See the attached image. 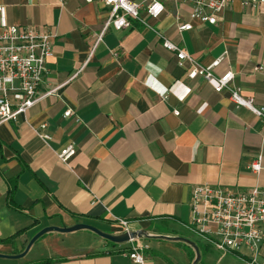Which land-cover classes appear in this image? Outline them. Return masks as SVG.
<instances>
[{
    "label": "crops",
    "instance_id": "crops-1",
    "mask_svg": "<svg viewBox=\"0 0 264 264\" xmlns=\"http://www.w3.org/2000/svg\"><path fill=\"white\" fill-rule=\"evenodd\" d=\"M159 1V18L141 10L145 24L111 28L91 55L109 17L100 0H0V33L22 26L54 36L41 91L59 88L17 122L0 125V254H22L46 227L87 224L123 235L125 221L143 234L147 264H192L194 249L183 240L196 244L189 229L194 189L264 190L262 122L216 93L214 83L188 79L190 65H180L158 36L205 67L223 58L214 73L231 70L242 95L264 107V4L233 0L213 26L192 19L187 4ZM184 24L192 29L179 32ZM44 124L49 142L36 133ZM69 147L76 154L62 162ZM260 154L263 170L255 176L250 165ZM64 236L45 235L25 257L0 264H132L134 243L94 236L74 246ZM204 247L199 264H211Z\"/></svg>",
    "mask_w": 264,
    "mask_h": 264
},
{
    "label": "built area",
    "instance_id": "built-area-1",
    "mask_svg": "<svg viewBox=\"0 0 264 264\" xmlns=\"http://www.w3.org/2000/svg\"><path fill=\"white\" fill-rule=\"evenodd\" d=\"M91 3L93 0H84ZM109 9V17L92 47L102 41L104 35L114 30L129 29L132 21L145 22L141 10L151 17L159 18L165 7L159 0H146L135 3L130 0H100ZM176 4H187L192 8V19L202 23L218 25L220 15L232 4L233 0H173ZM264 4V0H245L244 5L254 9ZM192 24L180 25L179 32L190 31ZM162 47L174 54L180 65L188 63L187 78H202L215 84L218 94L227 93L236 109L245 108L253 113L263 124L261 135L264 145V107H256L253 98L242 95L241 89L234 85L235 74L230 70L223 75L214 73L223 58L205 67L186 51L158 34ZM54 36L49 31H34L22 26H10L0 33V125L17 122L22 115L40 101L56 94L59 88L46 92L41 89L48 74L47 64L53 56ZM76 73L72 79L76 78ZM179 115V111H175ZM73 116L71 110L65 117ZM48 125H42L36 133L45 142L52 140L47 133ZM76 154L74 147L62 151L59 158L69 161ZM263 156L260 154L250 165V171L258 176L263 170ZM191 221L189 229L202 238L204 244L222 256L234 255L245 264H260V252L264 248V190L256 187L251 191L232 192L222 187L203 186L194 189L191 198ZM130 233L129 224L119 221ZM134 243L129 258L132 264H147L142 251L145 248L139 239Z\"/></svg>",
    "mask_w": 264,
    "mask_h": 264
},
{
    "label": "water",
    "instance_id": "water-1",
    "mask_svg": "<svg viewBox=\"0 0 264 264\" xmlns=\"http://www.w3.org/2000/svg\"><path fill=\"white\" fill-rule=\"evenodd\" d=\"M79 231H90L94 234H96L97 236L101 237L102 239L112 243V244H123V243H128L131 240H135V239H140L143 237L142 233H136V232H132L130 231V233H125L123 235H111V234H107L104 233L102 231H100L99 229L91 226V225H87V224H77L74 225L72 227H55V226H50V227H46L44 229H42L41 231H39L29 242L26 250L20 254V255H15V256H9V255H3L0 254V258H4V259H20L26 256V254L29 252V250L31 249V247L38 241L40 240L42 237H44L45 235L51 234V233H60V234H71V233H76ZM163 239L166 240H174V241H178V240H183V239H178V238H169V237H163ZM186 243L190 244L194 251H195V259L193 261L192 264H199L200 261L202 260V255L200 253L199 248L197 247L196 244H194L191 241L188 240H183Z\"/></svg>",
    "mask_w": 264,
    "mask_h": 264
},
{
    "label": "rangeland",
    "instance_id": "rangeland-1",
    "mask_svg": "<svg viewBox=\"0 0 264 264\" xmlns=\"http://www.w3.org/2000/svg\"><path fill=\"white\" fill-rule=\"evenodd\" d=\"M53 234H55V233H53ZM62 235H65L64 237H67V239H70V241H69L70 243H68V244L74 245V246H87L88 244H90V242L92 243V240L94 239L91 237H94V236L99 237L94 233L92 234V232H90V231H79L76 233L62 234ZM89 235H93V236H89ZM190 237L196 243L199 250L201 249L200 253H201V255L203 254V257L201 260V262H202L204 259L205 253H206L202 238L198 237L194 233ZM99 238H101V237H99ZM209 250H210L209 252L212 256V259H211L212 263L211 264H217L218 258H219V256H222V254L217 252L213 248H210ZM192 252H194V254H195L194 250ZM218 264H242V263L239 262L235 257H230V256L228 257L227 256L224 258V260H222Z\"/></svg>",
    "mask_w": 264,
    "mask_h": 264
},
{
    "label": "trees",
    "instance_id": "trees-1",
    "mask_svg": "<svg viewBox=\"0 0 264 264\" xmlns=\"http://www.w3.org/2000/svg\"><path fill=\"white\" fill-rule=\"evenodd\" d=\"M209 248H210V247H209ZM200 250H201V249H200ZM202 257H203V254H202ZM190 259H191L192 262L194 261V259H195V254H194V252H192Z\"/></svg>",
    "mask_w": 264,
    "mask_h": 264
}]
</instances>
